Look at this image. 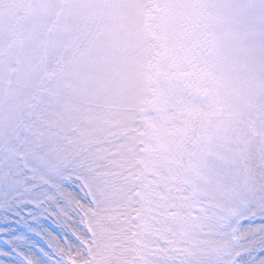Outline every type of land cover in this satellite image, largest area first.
<instances>
[{
    "label": "snow or ice",
    "instance_id": "1",
    "mask_svg": "<svg viewBox=\"0 0 264 264\" xmlns=\"http://www.w3.org/2000/svg\"><path fill=\"white\" fill-rule=\"evenodd\" d=\"M0 264H264V0H0Z\"/></svg>",
    "mask_w": 264,
    "mask_h": 264
},
{
    "label": "rangeland",
    "instance_id": "2",
    "mask_svg": "<svg viewBox=\"0 0 264 264\" xmlns=\"http://www.w3.org/2000/svg\"><path fill=\"white\" fill-rule=\"evenodd\" d=\"M0 241H2V237H0Z\"/></svg>",
    "mask_w": 264,
    "mask_h": 264
}]
</instances>
